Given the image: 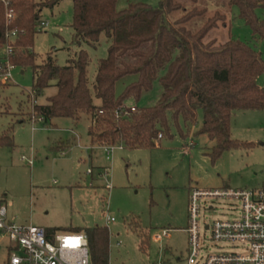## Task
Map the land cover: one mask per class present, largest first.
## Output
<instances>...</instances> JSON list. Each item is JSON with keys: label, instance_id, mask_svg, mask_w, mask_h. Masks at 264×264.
Masks as SVG:
<instances>
[{"label": "rangeland", "instance_id": "rangeland-1", "mask_svg": "<svg viewBox=\"0 0 264 264\" xmlns=\"http://www.w3.org/2000/svg\"><path fill=\"white\" fill-rule=\"evenodd\" d=\"M44 1L34 0L37 8ZM177 1L182 8L166 15L167 23L184 16L185 10H205L203 16L185 24L187 29L197 32L218 13L216 26L203 42L217 47L231 37L261 53L264 61V38L254 33L229 0ZM137 2L160 7V0H119L117 9ZM256 14L264 20V8H257ZM40 15L47 25L42 29L37 26L32 48L16 44L15 57L34 52L35 62L40 64L51 54L56 64L65 66L85 50L89 56V87L93 89L99 61L107 57L110 39L102 33L95 44L74 41L72 0L41 8ZM149 47L146 45L143 50ZM4 52L3 45L0 61ZM177 54L175 51L173 58ZM136 60L131 54L121 58L125 63ZM168 66L159 71L152 88L144 91L138 101L130 99L126 104L138 108L155 106L164 90L159 79L166 75ZM11 73L12 80L0 83V135L11 128L14 140L12 147H0V201L6 206L11 223L33 224L58 232L107 228L108 264H154L160 259L165 264H186L185 229L191 190L251 189L264 185V109L233 113L231 138L253 144L225 150L216 159L210 155L214 141L199 133L202 110H198L195 123L182 117L175 122L168 112L170 135L158 137L155 147L128 148L116 144L121 148L108 158L107 145L94 143L89 136L90 115L82 114L76 121L59 117L48 124L33 122L38 117L36 106L45 104L47 97L56 92L55 82L36 96L29 65H15ZM136 79L129 75L118 81L116 93H122ZM257 83L264 88V70ZM31 94L35 95V104ZM95 102L100 103L97 99ZM228 204L219 203L214 211L205 213L207 222L234 216L228 212ZM107 215L115 221L107 223ZM162 230L171 231V237L155 241L154 235ZM7 244L8 239L0 241V263L7 259ZM229 249L224 244L207 243L210 253Z\"/></svg>", "mask_w": 264, "mask_h": 264}, {"label": "trees", "instance_id": "trees-1", "mask_svg": "<svg viewBox=\"0 0 264 264\" xmlns=\"http://www.w3.org/2000/svg\"><path fill=\"white\" fill-rule=\"evenodd\" d=\"M62 0H45L37 8L34 0H11L15 18L9 28L20 34L14 45L32 48L41 8H53ZM74 41L95 44L102 33L110 39L107 57L100 59L93 89L89 87L87 68L89 56L81 50L70 64L60 66L51 54L42 63H36V54L27 53L11 58L14 65L30 66L33 89L40 96L52 85L57 90L47 97V103L37 105L36 111L48 124L54 118L78 120L90 115L89 136L100 145L123 144L128 148H152L162 137L170 135L168 112L177 122L182 117L195 123L198 110L203 112L199 133L214 141L211 157L218 158L223 151L248 148L253 143L231 138V118L236 111L264 109V88L257 77L264 70L261 53L233 38L217 47L205 44L204 38L216 26L219 14L208 19L197 32L185 24L203 16L205 10H185V15L173 23L166 15L181 9L177 0H160L159 8L144 3H132L118 10L119 0H72ZM196 2V0H191ZM255 34L264 38V20L256 14L264 8V0H229ZM5 8L0 2V47L5 44ZM150 45L149 49L143 47ZM178 54L173 58V53ZM131 54L135 63L121 58ZM168 66L160 77L164 87L159 102L152 107L137 108L136 112L120 115L130 99L138 101L144 91L152 88L159 71ZM135 81L116 93V84L126 76ZM95 99L100 103H96ZM14 145L12 129L0 135V147ZM69 232H84L89 242L90 264H108L109 234L107 228H71ZM58 231L47 230L48 235Z\"/></svg>", "mask_w": 264, "mask_h": 264}, {"label": "built area", "instance_id": "built-area-1", "mask_svg": "<svg viewBox=\"0 0 264 264\" xmlns=\"http://www.w3.org/2000/svg\"><path fill=\"white\" fill-rule=\"evenodd\" d=\"M5 8V52L0 61V83L6 84L12 77L15 42L23 32L9 28L15 18L11 0H0ZM47 24L43 21L39 29ZM35 94V93H34ZM32 104L36 103L31 94ZM135 105L124 106L117 117L136 112ZM43 123V117L33 119ZM162 138V134H159ZM121 146L107 145V157ZM24 159V157H23ZM32 164V161H29ZM220 200V201H219ZM229 200V201H225ZM234 200V201H233ZM232 217L210 220L204 215L214 211L219 203H227ZM107 223L115 218L107 215ZM188 256L186 264H264V185L260 188H193L189 195ZM171 237V231L162 230L154 235L161 242ZM8 239V256L0 264H90L89 242L84 232H56L48 235L47 229L29 224L11 223L7 209L0 201V241ZM207 243L224 244L229 250L216 253L207 251ZM120 245V243H118ZM154 264H165L159 260Z\"/></svg>", "mask_w": 264, "mask_h": 264}, {"label": "water", "instance_id": "water-1", "mask_svg": "<svg viewBox=\"0 0 264 264\" xmlns=\"http://www.w3.org/2000/svg\"><path fill=\"white\" fill-rule=\"evenodd\" d=\"M264 143H262V145H263Z\"/></svg>", "mask_w": 264, "mask_h": 264}, {"label": "crops", "instance_id": "crops-1", "mask_svg": "<svg viewBox=\"0 0 264 264\" xmlns=\"http://www.w3.org/2000/svg\"><path fill=\"white\" fill-rule=\"evenodd\" d=\"M47 103V102H46Z\"/></svg>", "mask_w": 264, "mask_h": 264}]
</instances>
